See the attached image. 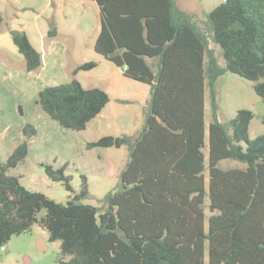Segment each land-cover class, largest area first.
<instances>
[{"label":"trees","instance_id":"16d2710c","mask_svg":"<svg viewBox=\"0 0 264 264\" xmlns=\"http://www.w3.org/2000/svg\"><path fill=\"white\" fill-rule=\"evenodd\" d=\"M94 1L100 8L96 51L126 76L151 85L144 125L136 135H105L85 144L129 150L117 187L96 206L81 201L90 194L85 175L75 192L68 162L44 165L53 181L73 192L66 203L28 189L9 173L25 160L37 134L36 126L26 123L22 141L5 162L0 159V247L38 223L50 241H60L58 264H264V133L250 138L255 113L248 108H239L229 126L223 123L216 88L229 71L253 81L264 101V0H224L208 13L225 66L206 32L176 0ZM48 21V36L55 37V16ZM4 23L0 11V31ZM8 30L25 69L39 70L43 56L27 32ZM97 64H75L69 81L39 91L38 103L62 126L85 129L110 101L105 89L86 88L76 76ZM207 85L208 166L203 150ZM192 86L199 90L193 99L187 93ZM157 141L159 149L152 146ZM222 160L243 167L223 168Z\"/></svg>","mask_w":264,"mask_h":264},{"label":"rangeland","instance_id":"374dc122","mask_svg":"<svg viewBox=\"0 0 264 264\" xmlns=\"http://www.w3.org/2000/svg\"><path fill=\"white\" fill-rule=\"evenodd\" d=\"M10 1L12 0H8ZM176 1L206 32L218 63L225 66L222 49L214 41L208 18L210 10L224 0ZM14 8L18 17L37 12L25 5ZM10 44L16 48L14 43ZM9 53L11 69L3 71L0 67V159L3 162L7 160L12 149L23 139V126L33 123L38 131L29 141L28 155L18 166L11 168L9 173L19 176L21 183L28 189L43 192L58 202L66 203L73 192L68 191L62 182L53 181L47 175L44 165L50 163L58 167L68 162L66 174L71 176L75 192L81 191L84 181L82 175L86 176L90 194L81 201L101 206L106 194L117 187L119 177L104 164L88 156L82 143L84 137L79 131L62 126L43 110L38 103L39 90L43 85V80H38L39 70L27 71L23 58L17 59L12 52ZM216 88L223 123L229 126L237 109L248 108L255 113L249 129L250 138L264 133V101L256 93L253 81L228 71L220 77ZM96 150L98 151L92 154L101 149ZM238 164L240 163L228 160L225 165ZM44 212V209L41 210L39 215ZM210 214L207 208V216ZM40 239L45 240L44 250L38 248ZM59 254L60 241H50L48 230L36 223L31 230L13 235L4 247H0V264H58Z\"/></svg>","mask_w":264,"mask_h":264},{"label":"crops","instance_id":"0c3cea01","mask_svg":"<svg viewBox=\"0 0 264 264\" xmlns=\"http://www.w3.org/2000/svg\"><path fill=\"white\" fill-rule=\"evenodd\" d=\"M22 5L34 8L37 12L28 16L22 14L24 17L20 15L18 17L14 7H22ZM0 11L5 16V23L0 31V67L3 71L11 69L10 60L8 61L9 52H12L17 59L23 58L24 60L23 55L12 40L9 27L24 29L31 43L42 53L43 66L37 73L38 80H43L41 89L45 85H56L69 81L72 78L71 67L75 64L91 60L98 61L94 68L80 70L76 75L86 88L101 87L110 96V101L101 112L87 123L85 129L79 131L84 137L82 141L84 147L87 142L97 140L105 135H136L142 129L151 98V85L126 76L121 67L96 51L95 43L100 31V8L96 1L12 0L8 2V0H0ZM52 15L55 16L58 28V34L55 37L48 36V18ZM10 42L14 43L16 48L11 46ZM209 46L211 47L210 43ZM148 61L154 65L157 63L155 59L151 58H148ZM187 93L193 99L198 96L199 90H196V86H192V89H189ZM220 109L219 104V119ZM210 120V95L207 85L205 92L207 145L203 149L207 166L209 163ZM161 144V141H157L152 146L159 149ZM97 148L101 149L100 152L92 154L94 151H98ZM85 151L88 156L93 157L98 163L104 164L120 179V173L129 159L127 146L94 147L91 149L85 147ZM140 156L143 158V155ZM227 161L222 160L219 165L223 168L243 167L242 163L225 165ZM204 174L208 186L210 179L208 167Z\"/></svg>","mask_w":264,"mask_h":264},{"label":"water","instance_id":"95a60500","mask_svg":"<svg viewBox=\"0 0 264 264\" xmlns=\"http://www.w3.org/2000/svg\"><path fill=\"white\" fill-rule=\"evenodd\" d=\"M38 248L41 249V250H44L46 248L45 240L44 239H40L38 241Z\"/></svg>","mask_w":264,"mask_h":264},{"label":"built area","instance_id":"2783aa9c","mask_svg":"<svg viewBox=\"0 0 264 264\" xmlns=\"http://www.w3.org/2000/svg\"><path fill=\"white\" fill-rule=\"evenodd\" d=\"M2 247H4V246H2Z\"/></svg>","mask_w":264,"mask_h":264}]
</instances>
